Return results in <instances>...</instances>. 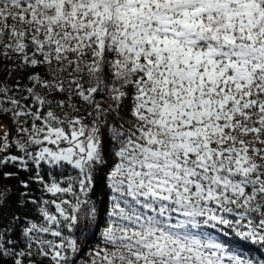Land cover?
Returning <instances> with one entry per match:
<instances>
[{
  "label": "snow or ice",
  "instance_id": "snow-or-ice-1",
  "mask_svg": "<svg viewBox=\"0 0 264 264\" xmlns=\"http://www.w3.org/2000/svg\"><path fill=\"white\" fill-rule=\"evenodd\" d=\"M0 264H264V0H0Z\"/></svg>",
  "mask_w": 264,
  "mask_h": 264
}]
</instances>
